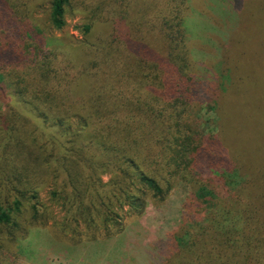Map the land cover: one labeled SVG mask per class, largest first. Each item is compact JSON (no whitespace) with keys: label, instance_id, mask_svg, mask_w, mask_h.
Instances as JSON below:
<instances>
[{"label":"trees","instance_id":"obj_1","mask_svg":"<svg viewBox=\"0 0 264 264\" xmlns=\"http://www.w3.org/2000/svg\"><path fill=\"white\" fill-rule=\"evenodd\" d=\"M37 1L0 0V232L15 241L26 212L47 224L39 192L50 181L74 243L120 231L123 214L182 182L177 227L145 244L133 235L139 264H264V155L247 157L229 134L238 113L218 65L228 34L205 16L220 0H49L55 29L89 15L84 40L64 49L43 37ZM75 116L81 129H65Z\"/></svg>","mask_w":264,"mask_h":264},{"label":"rangeland","instance_id":"obj_2","mask_svg":"<svg viewBox=\"0 0 264 264\" xmlns=\"http://www.w3.org/2000/svg\"><path fill=\"white\" fill-rule=\"evenodd\" d=\"M206 2L211 3L210 0ZM220 5L217 10L216 5L211 4L209 14L205 16L222 34H228L223 46H218V54L223 55L218 65L227 66L231 76L226 91L227 109L231 115L232 112L238 113V116L233 115L235 119L231 122L229 134L234 139L233 145L247 157H261L264 155L260 147L261 139L264 140V0H220ZM48 9L49 0H38L32 9L34 21L42 29L48 45L62 49L79 45L84 40L82 28L88 23L89 15L68 13L65 26L55 29L48 22ZM202 21L200 18L201 26L212 28L207 20L206 23ZM203 29L198 22L192 25L198 36ZM210 45L213 49L216 43ZM195 47L203 53L208 51V44L202 37L195 41ZM208 57L210 65L213 58ZM64 128L70 131L81 129V120L72 117ZM101 179L107 182L109 175L103 174ZM51 184L50 181L39 192L40 207L48 212L47 224L32 225L31 213L26 212L18 219L19 231L16 230L12 237L15 241H11L6 230L0 232V264H139L132 242L139 239L145 244L164 238L177 227L182 203L188 193L187 185L177 182L162 203L149 202L139 216L128 212L123 214L120 231L110 235L100 233L93 240L83 236L80 242L74 243L68 240L70 234L63 235L59 231L63 212L60 206L49 200ZM133 235L137 238L132 239Z\"/></svg>","mask_w":264,"mask_h":264}]
</instances>
